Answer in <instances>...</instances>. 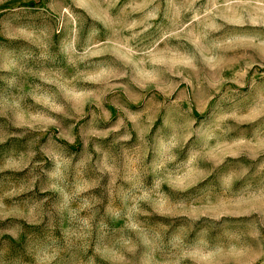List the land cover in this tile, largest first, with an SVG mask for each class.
Returning a JSON list of instances; mask_svg holds the SVG:
<instances>
[{
	"label": "rangeland",
	"instance_id": "obj_1",
	"mask_svg": "<svg viewBox=\"0 0 264 264\" xmlns=\"http://www.w3.org/2000/svg\"><path fill=\"white\" fill-rule=\"evenodd\" d=\"M0 264H264V0H0Z\"/></svg>",
	"mask_w": 264,
	"mask_h": 264
}]
</instances>
